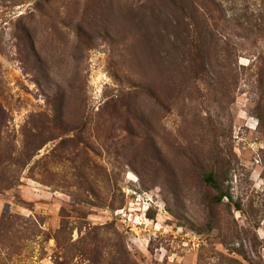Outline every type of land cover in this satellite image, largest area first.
I'll return each mask as SVG.
<instances>
[{
    "label": "rangeland",
    "instance_id": "obj_1",
    "mask_svg": "<svg viewBox=\"0 0 264 264\" xmlns=\"http://www.w3.org/2000/svg\"><path fill=\"white\" fill-rule=\"evenodd\" d=\"M219 1L230 24L202 80L184 84L133 35L129 0H0V222L42 232L7 264H264V212L252 208L264 133L252 87L237 83L264 50L260 2ZM163 28L173 50L180 31ZM145 76L164 83L156 99L136 88ZM201 170L219 172L243 210L213 207Z\"/></svg>",
    "mask_w": 264,
    "mask_h": 264
},
{
    "label": "trees",
    "instance_id": "obj_2",
    "mask_svg": "<svg viewBox=\"0 0 264 264\" xmlns=\"http://www.w3.org/2000/svg\"><path fill=\"white\" fill-rule=\"evenodd\" d=\"M259 2V24L256 25L255 30L256 34L264 41V0H259ZM129 8L125 14L126 20L138 23L137 28H130V30L133 35L138 34L142 41L156 50L154 59L156 61L160 59L168 67L180 70L178 74L185 78L182 83H199L206 74V67L209 65L207 60H210L213 53L219 48L216 38V34L219 32V25L221 30H227L226 27L230 24L223 12L222 2L219 0H129ZM136 11L149 13L145 21L158 22L160 32L158 39L151 35L146 25L141 26L139 22L140 16L135 13ZM160 23L163 25L167 23L180 31L174 35L176 44L172 45L173 50L168 45L169 39L167 37L170 38L169 29H160ZM125 41H127V35ZM230 48V44L226 42L224 46L226 60L230 58ZM173 54L177 55L176 60H174ZM154 65L156 66V64ZM227 66L224 65L223 67ZM241 72V78H237V83L240 84L241 82L244 86L252 87L253 115L258 120L264 133V50L255 54L251 63L247 67L241 68ZM231 79L236 81V78L223 76L218 81V84L230 83ZM177 81L171 78L164 82L171 84V90L174 91L173 86L175 85L173 84ZM158 84L164 83L155 82L152 78L145 76L141 82L136 83V88L141 89L148 97L156 99L155 91L158 90ZM167 88L168 86L164 87V90ZM120 115L118 114L117 117L119 118ZM61 130H64V128H61ZM261 154H264V150ZM0 155H2V152ZM11 160L12 157H6L4 163H9ZM201 175L207 188L212 193L210 203L213 207L234 206L238 211L243 210L241 201L233 204L230 192L222 183L219 172L201 170ZM254 198L256 201H252V208L257 206L256 213H263L264 189ZM225 200H228L229 204H225ZM13 218H15L14 222ZM13 229L19 230L13 233ZM40 234L42 232L37 230V225L33 220L4 215L0 222V238H5L7 235L6 239L10 237L11 240L6 246L7 252L3 253V255L0 252V264H7L15 256H20L25 244L34 241L33 239ZM49 240L50 237L48 235L47 241Z\"/></svg>",
    "mask_w": 264,
    "mask_h": 264
}]
</instances>
